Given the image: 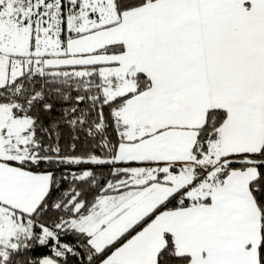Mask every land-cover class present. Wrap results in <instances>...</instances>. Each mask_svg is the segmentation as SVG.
<instances>
[{
	"label": "snow or ice",
	"instance_id": "6c2138e0",
	"mask_svg": "<svg viewBox=\"0 0 264 264\" xmlns=\"http://www.w3.org/2000/svg\"><path fill=\"white\" fill-rule=\"evenodd\" d=\"M0 264H264V0H0Z\"/></svg>",
	"mask_w": 264,
	"mask_h": 264
}]
</instances>
